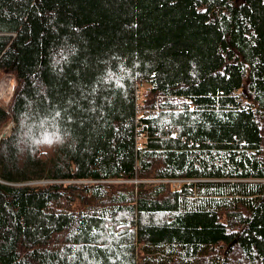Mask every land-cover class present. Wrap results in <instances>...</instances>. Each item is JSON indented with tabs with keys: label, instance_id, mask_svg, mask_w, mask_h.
<instances>
[{
	"label": "trees",
	"instance_id": "obj_1",
	"mask_svg": "<svg viewBox=\"0 0 264 264\" xmlns=\"http://www.w3.org/2000/svg\"><path fill=\"white\" fill-rule=\"evenodd\" d=\"M3 74L0 264H264V0H0Z\"/></svg>",
	"mask_w": 264,
	"mask_h": 264
},
{
	"label": "rangeland",
	"instance_id": "obj_2",
	"mask_svg": "<svg viewBox=\"0 0 264 264\" xmlns=\"http://www.w3.org/2000/svg\"><path fill=\"white\" fill-rule=\"evenodd\" d=\"M14 78L9 74H3L0 76V102H4L7 104L13 94L14 90ZM10 131V125L5 129L2 136H6ZM44 182V180L40 181ZM147 254H149V257H147L144 261H142L141 264H168V261L172 258H179L181 264H194L197 257L203 254L208 253L211 250V246H196L190 248L182 247V246H159L158 248H152L146 247ZM154 250H160V254H157L153 256L151 253H153ZM163 252H166V255H161ZM170 254V255H169ZM212 261L213 264L219 262V256L218 255H212Z\"/></svg>",
	"mask_w": 264,
	"mask_h": 264
},
{
	"label": "built area",
	"instance_id": "obj_3",
	"mask_svg": "<svg viewBox=\"0 0 264 264\" xmlns=\"http://www.w3.org/2000/svg\"><path fill=\"white\" fill-rule=\"evenodd\" d=\"M171 181L175 183V185H179V183L184 181V179H172Z\"/></svg>",
	"mask_w": 264,
	"mask_h": 264
}]
</instances>
